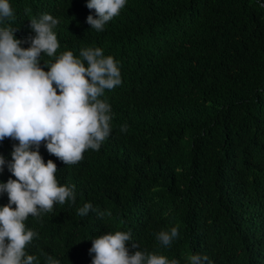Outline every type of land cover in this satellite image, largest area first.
Listing matches in <instances>:
<instances>
[{
    "label": "trees",
    "instance_id": "1",
    "mask_svg": "<svg viewBox=\"0 0 264 264\" xmlns=\"http://www.w3.org/2000/svg\"><path fill=\"white\" fill-rule=\"evenodd\" d=\"M66 1L8 0L13 17L0 29L24 41L27 20H38L41 7L67 17ZM71 1L68 37L58 34L50 58H81L86 48L112 56L122 83L100 99L111 107L110 127H128L100 158L66 166L58 184L75 186V203L26 219L37 234L26 255L33 264L48 256L80 264L91 240L124 231L130 253L179 264L194 254L211 264L263 263L264 0H126L101 33L86 23L89 0L86 16ZM8 203L0 198V207ZM85 203L94 210L81 217ZM173 227L178 237L161 245L157 234Z\"/></svg>",
    "mask_w": 264,
    "mask_h": 264
},
{
    "label": "clouds",
    "instance_id": "2",
    "mask_svg": "<svg viewBox=\"0 0 264 264\" xmlns=\"http://www.w3.org/2000/svg\"><path fill=\"white\" fill-rule=\"evenodd\" d=\"M77 3L85 16L86 7L89 11L86 23L101 33L126 0H89L86 7L84 0ZM41 8L43 15L27 20L21 31L30 36L26 40L16 39L11 27L0 29V198L9 200L0 207V264H33L36 257L26 255L25 249L37 234L26 229V219L52 212L56 204H74L75 186H60L61 173L85 155L100 158L101 149L107 144L115 147L120 131L128 127L111 128V107L100 99L106 89L122 83L112 56L106 57L100 48H86L80 51L82 59L72 51L55 62L50 58L60 47L58 34L68 37L75 3L66 1L67 17ZM12 17L8 0H0V21ZM22 43L30 46L24 49ZM40 60L48 71L40 67ZM92 210L93 205L85 203L77 214L85 217ZM178 235V227H173L156 238L167 247ZM130 239L131 233L124 231L95 238L80 264H179L163 255L130 253ZM255 241L261 244L259 238ZM206 261L208 257L199 254L188 257L189 264ZM46 264L60 262L48 256Z\"/></svg>",
    "mask_w": 264,
    "mask_h": 264
}]
</instances>
